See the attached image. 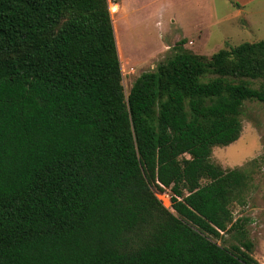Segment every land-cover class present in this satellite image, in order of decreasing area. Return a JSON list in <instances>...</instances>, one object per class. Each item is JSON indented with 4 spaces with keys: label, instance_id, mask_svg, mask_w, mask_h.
Here are the masks:
<instances>
[{
    "label": "trees",
    "instance_id": "obj_1",
    "mask_svg": "<svg viewBox=\"0 0 264 264\" xmlns=\"http://www.w3.org/2000/svg\"><path fill=\"white\" fill-rule=\"evenodd\" d=\"M174 50L125 92L108 0H0V264H257L211 153L264 103V39Z\"/></svg>",
    "mask_w": 264,
    "mask_h": 264
},
{
    "label": "rangeland",
    "instance_id": "obj_2",
    "mask_svg": "<svg viewBox=\"0 0 264 264\" xmlns=\"http://www.w3.org/2000/svg\"><path fill=\"white\" fill-rule=\"evenodd\" d=\"M108 1L109 10L114 16L118 8L112 0ZM221 4L222 0H216L220 13H223ZM233 4L237 5L238 1L233 0ZM244 4L245 11L234 18L221 19L211 28L210 43L216 45L215 49L224 44L226 47L264 39V0H248ZM242 18L245 24L242 20L238 21ZM129 25L125 27L124 33L120 32L118 36L115 34L121 61V83L125 92H128L140 73L155 69L159 62L174 52V48L166 51L158 43V31L153 23L149 22L146 27H134L130 19ZM1 71L3 68L0 65ZM240 117L241 131L238 139L225 146H213L211 160L223 169L241 167L247 173L246 188L234 198L229 207L233 219H241L239 221L246 231L245 239L252 243L251 256L257 264H264V103L244 101ZM162 191L165 192L154 190V195L162 203H168L170 190L164 188ZM219 232L220 236H208L227 248L237 244L236 232Z\"/></svg>",
    "mask_w": 264,
    "mask_h": 264
},
{
    "label": "crops",
    "instance_id": "obj_3",
    "mask_svg": "<svg viewBox=\"0 0 264 264\" xmlns=\"http://www.w3.org/2000/svg\"><path fill=\"white\" fill-rule=\"evenodd\" d=\"M236 1L237 5L233 0H222L220 13L216 0H112L118 8L116 15L110 12L114 35L124 33L130 19L134 27H146L151 22L158 31V43L166 51L181 44L194 53L210 55L225 47L224 44L215 49L216 45H211V28L221 19L228 20L245 11L244 2L248 0ZM241 20L245 24L243 18L238 19ZM207 51L212 52L205 54Z\"/></svg>",
    "mask_w": 264,
    "mask_h": 264
},
{
    "label": "built area",
    "instance_id": "obj_4",
    "mask_svg": "<svg viewBox=\"0 0 264 264\" xmlns=\"http://www.w3.org/2000/svg\"><path fill=\"white\" fill-rule=\"evenodd\" d=\"M162 192H165V191H161V193ZM164 195H167V194H164ZM156 197H157V195H156ZM167 197H168V195H167ZM157 199H159L158 197H157ZM160 200V199H159ZM160 202L162 203V201L160 200ZM162 205L166 208V209H168V210H172V204H171V195L169 194V198H168V203H162Z\"/></svg>",
    "mask_w": 264,
    "mask_h": 264
},
{
    "label": "bare ground",
    "instance_id": "obj_5",
    "mask_svg": "<svg viewBox=\"0 0 264 264\" xmlns=\"http://www.w3.org/2000/svg\"><path fill=\"white\" fill-rule=\"evenodd\" d=\"M111 6V5H110ZM111 8H112V6H111ZM112 10V9H111Z\"/></svg>",
    "mask_w": 264,
    "mask_h": 264
}]
</instances>
